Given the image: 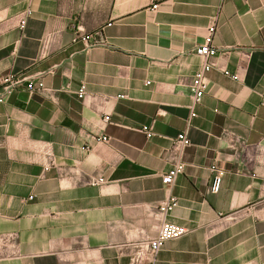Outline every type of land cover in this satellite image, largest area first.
<instances>
[{
  "label": "crops",
  "instance_id": "crops-1",
  "mask_svg": "<svg viewBox=\"0 0 264 264\" xmlns=\"http://www.w3.org/2000/svg\"><path fill=\"white\" fill-rule=\"evenodd\" d=\"M211 24L220 50L189 124ZM263 90L264 0H0V264H151L141 246L164 221L189 232L155 264H264Z\"/></svg>",
  "mask_w": 264,
  "mask_h": 264
},
{
  "label": "built area",
  "instance_id": "built-area-1",
  "mask_svg": "<svg viewBox=\"0 0 264 264\" xmlns=\"http://www.w3.org/2000/svg\"><path fill=\"white\" fill-rule=\"evenodd\" d=\"M159 3L154 2L152 8L156 10L158 8ZM26 23V16L22 17L20 21V26H24ZM82 28H77V36H79V31H81ZM217 33V24H211L207 30V34L204 37V41L202 44L195 47V52L197 55H199L202 58V63L197 69V71L193 75L192 84L190 86L192 97H193V103L191 106V114L189 117V124L190 119L195 117L197 115L196 113V106L201 102L203 96L206 93L207 89V75L208 73L215 67L216 63L214 61L215 56L219 52V47L215 45L214 38ZM225 74H230L228 70H224ZM234 78H238L237 76H234ZM22 82V79L17 77L15 74L10 73L5 75L1 80V86L5 90L8 89H14L17 88L20 83ZM27 88L30 90L35 91H42L45 88V84L43 80H39L37 82L31 80L27 84ZM78 96L80 98H85L87 96L85 88L82 86L78 90ZM124 96V95H122ZM262 101L264 102V90L262 92ZM109 120V116H105V121ZM142 130L146 133L148 137L153 136V130L151 126H143ZM191 140L188 135V130L181 131L177 137L175 138V146L177 149L182 150L186 146L190 145ZM46 169L48 167L46 166ZM185 171V163L183 161H177L174 166L165 174L162 176V181L165 185L171 186L178 175L182 174ZM222 180H223V172L220 171L217 175L214 176L211 184V190L213 192H219L222 186ZM105 182V178L103 176H92L90 183L94 185L102 184ZM178 204V198L175 195H169L165 199H163L159 203V212L161 214H166L171 212ZM189 232V229L183 225L164 221L160 229L158 231V234L154 236L153 238H150L144 245L141 246L142 250L145 252H149L151 254V264H155L157 260V254L161 247L171 239L179 238Z\"/></svg>",
  "mask_w": 264,
  "mask_h": 264
}]
</instances>
